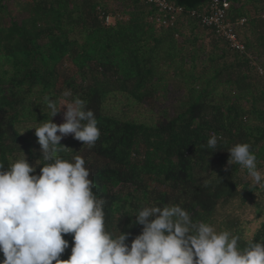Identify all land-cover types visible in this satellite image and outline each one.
<instances>
[{
    "label": "trees",
    "instance_id": "obj_1",
    "mask_svg": "<svg viewBox=\"0 0 264 264\" xmlns=\"http://www.w3.org/2000/svg\"><path fill=\"white\" fill-rule=\"evenodd\" d=\"M243 1L228 0L227 9L229 21L246 19L239 53L191 14L210 0H173L183 8L174 27H157L146 0H0V162L7 167L24 153L36 164L42 153L31 128L51 118L45 97L59 106L68 89L95 112L101 136L89 147L70 134L60 143L73 151L61 155L85 159L110 229L131 233L126 243L142 231L129 215L144 204H179L242 245L264 240V186L228 164V148L250 143L264 175V0H247L251 18ZM123 102L146 104L149 122L117 114ZM213 134L211 154L202 145ZM246 209L258 221L250 237ZM64 238L67 260L72 234Z\"/></svg>",
    "mask_w": 264,
    "mask_h": 264
},
{
    "label": "clouds",
    "instance_id": "obj_2",
    "mask_svg": "<svg viewBox=\"0 0 264 264\" xmlns=\"http://www.w3.org/2000/svg\"><path fill=\"white\" fill-rule=\"evenodd\" d=\"M62 96L70 99L59 106L45 97L51 118L31 128L42 153L37 161L43 162L31 165L22 151L7 167L0 162V264H264V240L242 245L239 235L194 220L179 204L137 208L129 216L143 228L130 245L126 243L131 233L122 232L117 224L110 229L107 202L95 191L85 159L61 155L72 150L60 143L70 134L89 147L101 136L86 101L68 89ZM62 110L64 122L54 123L52 118ZM218 139L213 134L202 148L214 153ZM227 151L229 165H241L254 184L264 186L250 143H237ZM67 234H72L73 246L69 258L62 260L69 248Z\"/></svg>",
    "mask_w": 264,
    "mask_h": 264
},
{
    "label": "built area",
    "instance_id": "obj_3",
    "mask_svg": "<svg viewBox=\"0 0 264 264\" xmlns=\"http://www.w3.org/2000/svg\"><path fill=\"white\" fill-rule=\"evenodd\" d=\"M146 1L157 10L155 17L157 27H174L177 19L183 13V8L175 5L173 0ZM228 7V0H225L219 7H217L213 0H210L209 6L203 12L196 13L192 11L191 14L199 17L200 24L212 30L217 38L224 40L229 49L244 53L245 46L238 36L237 28L245 23V19L241 18L236 21H229L227 19ZM112 20V17L106 16L105 24L110 25ZM259 72L263 74L261 69H259Z\"/></svg>",
    "mask_w": 264,
    "mask_h": 264
},
{
    "label": "rangeland",
    "instance_id": "obj_4",
    "mask_svg": "<svg viewBox=\"0 0 264 264\" xmlns=\"http://www.w3.org/2000/svg\"><path fill=\"white\" fill-rule=\"evenodd\" d=\"M243 3H244V6H245V7L242 8L243 12L246 14V16L248 18H251L250 13H249L250 11L248 9H251L252 8V2H247V0H244ZM253 38H256V36H254ZM203 39H204V41L206 43H208L210 38H208L207 34H204L203 35ZM173 81H177V83L178 82H181V81L175 80L174 78H173ZM168 97H171V95L169 94ZM160 100H161V102L163 101V99H160ZM163 102H165V101H163ZM153 103L154 104H152V106L155 105L154 111H157V109H160L161 108L160 102L153 101ZM165 104L166 105H169L170 104V101L167 99V101L165 102ZM122 105L124 107H122ZM122 105L119 106L118 109H116L117 111L115 110V112H117V114H119L120 116H122V115L123 116H128L129 118L135 119L137 122H147V123L149 122V120H150L149 118L151 116H150V113H149V109L146 108L147 107L146 104H145L146 107L145 106H139V107L137 106V107L132 108V109H128L127 108V106H129V105L126 102H123ZM171 112H172V110H171ZM63 122L64 121H63V110H62L61 113H59L57 115V121L54 122V123L60 124V123H63ZM57 134L59 135V133H57ZM238 205H239V202L235 201V202L232 203L231 206L233 208L239 209V206ZM245 213H246V215L244 217L247 218V219L249 218L252 221L253 220V212L249 214V209H246L245 210ZM257 225H258V221L257 220L252 221L250 223L249 229L247 231L249 237L254 232V230L256 229Z\"/></svg>",
    "mask_w": 264,
    "mask_h": 264
},
{
    "label": "water",
    "instance_id": "obj_5",
    "mask_svg": "<svg viewBox=\"0 0 264 264\" xmlns=\"http://www.w3.org/2000/svg\"><path fill=\"white\" fill-rule=\"evenodd\" d=\"M214 3L219 7L225 0H213Z\"/></svg>",
    "mask_w": 264,
    "mask_h": 264
},
{
    "label": "crops",
    "instance_id": "obj_6",
    "mask_svg": "<svg viewBox=\"0 0 264 264\" xmlns=\"http://www.w3.org/2000/svg\"><path fill=\"white\" fill-rule=\"evenodd\" d=\"M257 34V33H256Z\"/></svg>",
    "mask_w": 264,
    "mask_h": 264
}]
</instances>
